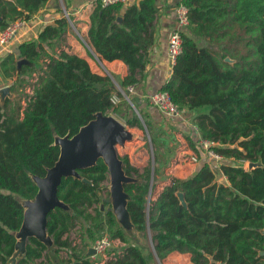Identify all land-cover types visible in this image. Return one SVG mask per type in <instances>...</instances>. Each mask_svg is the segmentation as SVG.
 I'll return each mask as SVG.
<instances>
[{"label": "trees", "instance_id": "16d2710c", "mask_svg": "<svg viewBox=\"0 0 264 264\" xmlns=\"http://www.w3.org/2000/svg\"><path fill=\"white\" fill-rule=\"evenodd\" d=\"M47 1L0 0V31L10 22L30 20ZM179 4L188 14L187 28L181 32L182 51L159 90L167 91L180 111L192 113L198 134L217 143L214 150L225 160L215 170L202 162L193 174L172 177L157 192L159 183L168 178H158L156 151L153 175L150 163L140 170L127 155L122 156L125 173L139 178L124 189L130 196L127 210L136 231L144 238L150 236L148 256L117 225L110 204L103 200L109 192L107 167L101 159L78 170L91 183L62 178L57 196L72 211L55 207L48 212L46 225L60 264L96 263L87 253L89 246L74 247L65 237L77 221L86 244L106 233L125 244L105 264H150L152 252L160 262L177 252L188 254L193 264H264V234L260 232L264 229V0H180ZM156 13V0L107 6L100 0L93 3L88 42L100 59L121 60L127 66L128 74L115 78L126 92L139 82L136 75L146 66ZM68 27L62 16L42 28L36 40L20 43L17 58L9 53L0 60V75L4 82L10 81L14 93L28 75L43 70L25 106L18 97H7L0 104V264L12 254L13 232L22 222L18 197L31 198L37 191L30 174L44 176L58 158L55 135L72 136L97 112H116L125 125L143 126L136 115L128 116L125 110L129 108L120 115L117 104L122 99L112 101L109 75L93 72L85 58L64 49L56 54L46 52L65 42ZM226 57L233 63L226 62ZM19 58L33 63L22 65L20 74L16 68ZM139 113L145 116V125L155 128L147 113ZM155 135L150 134L152 143L166 149L160 133ZM189 146L199 154L195 140L189 139ZM244 162L259 165L248 169ZM218 175L226 182L219 181ZM177 192L183 193L186 206ZM45 250L30 237L17 264H51Z\"/></svg>", "mask_w": 264, "mask_h": 264}, {"label": "water", "instance_id": "95a60500", "mask_svg": "<svg viewBox=\"0 0 264 264\" xmlns=\"http://www.w3.org/2000/svg\"><path fill=\"white\" fill-rule=\"evenodd\" d=\"M121 17H117L119 21ZM233 63L229 57L224 59ZM32 62L24 58H19L16 62L17 73L20 74L22 65H32ZM128 91V90H127ZM125 99H128L127 92H123ZM15 94L10 91V86L0 87V104L5 99L12 98ZM133 138V133L116 117L109 114L97 112L94 118L79 128V130L69 136H54L53 144L59 147L57 160L51 167L46 169L44 176L30 174L32 181L37 186L35 195L31 198H19V203L23 207V218L19 228L13 232L15 237L14 250L5 264H17L26 253L28 239L33 237L41 242L46 250L52 264H60L59 255L56 253V245L52 237L46 230L47 214L55 207L71 212L72 209L60 200L57 196V189L62 178L73 177L81 179L85 183H91L89 179L83 177L78 170L94 166L99 159L103 161L108 172V197L109 210L112 212L117 225L126 234L137 239L140 232L136 231L127 210V203L130 196L124 189L128 183L138 182L139 178L129 176L123 169V160L119 157L117 146L125 147V142ZM259 163H248V169L258 166ZM153 166L151 167L153 175ZM177 197L183 206H186L183 193L177 192ZM101 209L103 205L100 206ZM264 234V229H260ZM93 253L89 248L88 255ZM259 254H263L260 251ZM157 258V257H156Z\"/></svg>", "mask_w": 264, "mask_h": 264}, {"label": "crops", "instance_id": "0c3cea01", "mask_svg": "<svg viewBox=\"0 0 264 264\" xmlns=\"http://www.w3.org/2000/svg\"><path fill=\"white\" fill-rule=\"evenodd\" d=\"M94 1L95 0H48L44 7L34 14L30 20L24 21L11 43L4 47H0V60L9 53L13 54L17 58V46L20 43L29 40H36L42 28L46 25L54 24L56 19L64 16L69 22L65 42L54 46L53 49L46 48V52L49 54H56L60 50L64 49L69 53H74L85 58L93 72L101 75V71H104L106 72V75H109L113 79H121L126 76L128 74V68L121 60L106 61L104 59H100L88 42V29L90 23L89 14L92 10ZM179 2L180 0H156L157 13L154 19V43L148 50V60L143 72L136 75L139 82L132 87L133 89H131V92L128 94L129 100L131 97L137 104L138 109L149 115L147 117L150 118L149 122L157 130L164 128L163 120L159 121V113L151 106L148 97L154 91L159 90L171 75L172 65L170 64L167 56V40L170 30L175 24V7ZM195 39L200 40L199 38ZM41 63L42 60L39 61V64ZM0 83L3 87L9 85L8 83H10V81L8 83L4 82L2 76L0 75ZM187 116H191V126L193 125L194 127L195 125L192 119V113L183 110L180 111L179 116L168 119V121H172L174 123L173 126L177 128L176 131L178 130L175 135V140L182 143V151L187 152V154L189 153L190 156L194 152L189 146V139L194 141L195 138L193 139V137L191 138L187 135L186 138H182L181 136V134H184L183 129L185 131L188 129L186 126L188 125V122L186 121ZM168 133H171V127ZM178 133H180V135ZM160 137L162 138V136ZM162 142L165 147L168 145L166 138H162ZM176 161L179 162L181 160L176 158ZM248 163L249 162H246L245 164L246 168L248 167ZM175 165L177 166V164ZM134 166L137 167V165ZM193 169H196L193 165L192 167L190 165L189 168L185 167V170L183 171L185 172V175L178 176V178L190 176L193 174ZM220 176L221 179H223L221 181L226 182L225 178L222 175ZM169 181L170 178L166 182H160L157 192H159L164 185L168 184ZM124 246L125 244L122 248H124ZM34 263L37 264L38 261H35ZM161 264L193 263L190 261L188 254L172 252L161 261Z\"/></svg>", "mask_w": 264, "mask_h": 264}, {"label": "rangeland", "instance_id": "374dc122", "mask_svg": "<svg viewBox=\"0 0 264 264\" xmlns=\"http://www.w3.org/2000/svg\"><path fill=\"white\" fill-rule=\"evenodd\" d=\"M198 43L201 45L204 42H202L201 40H198ZM101 73H102L101 75H106V72H104V71H101ZM42 74H43V70L40 69V70H36L35 72H33L30 76L28 75L27 79H26L27 81L25 83H22V86L17 91V93L12 92L15 94L12 98L13 99L16 97L20 98L21 99L20 105L25 106L26 103H28L29 95H32L33 86L36 84L38 77ZM111 79L113 82V92H112L113 93V96H112L113 101L118 103V102H120L118 100H120V98L122 99L120 102L121 104H117L118 105L117 109L120 112V115H123L124 112L126 111L128 113L129 117L131 115L132 116L136 115V117L139 118L143 124L142 128H140L141 126H139V125L127 126V125H125V121L123 119L117 118L118 115L116 112L115 113H113V112L109 113V115L116 117L119 121H121L133 133V138L131 140H128L127 142H125L124 148L117 146L118 155L121 159H122V156L127 155L129 158V161L133 165H137V167H139V169L142 170V168L144 166H148L149 163H150L151 167L152 166L154 167L155 162H154V155L153 154H154V151H156L157 163L160 164V173L158 174L159 180L162 176L165 179H167V178L169 179L172 177H178L181 175H185V172H183V171L185 170V167L189 168L190 165H191V167L193 165L196 168V169L192 170V172L194 173L200 167L201 163L206 161V159L201 158V159H198V161L194 162V164H193V162L190 161L191 160L190 156H192L193 153L189 156V153L187 154V152L182 151L183 150V148L181 149L182 143L178 140H175V138H176L175 135H176L178 130L176 131L177 128L173 126L174 123L172 121H168V119H171V118L176 117V116L165 117V116L161 115L160 113L159 114L157 113L160 117L159 121L163 120L164 128L157 130L153 127H148V125L144 124V120H146L145 116L142 117L141 113H139L138 107L135 106L134 102H132L131 100L125 99V96L122 93V91L124 92V90L119 85V82L117 80L113 79L112 77H111ZM8 84L10 86V83H8ZM132 87L133 86H129V87H127V89L128 90H129V88L133 89ZM130 90H129V92H131ZM127 96H128V94H127ZM123 99H125V102H127L126 104L123 101ZM128 99H129V96H128ZM128 108H129L128 111L125 110ZM177 116H179V115H177ZM147 119L150 120V118H147ZM186 121L188 122V125H186L188 129L186 131L183 129L184 134H181V136H182V138L183 137L186 138V135H187L188 137H191V138L193 137V139H194L196 137V130L193 127V125L191 126V116H187ZM170 127H171V133H168L170 130ZM158 133H160L162 138L167 139L168 145L166 146L167 147L166 149H164L162 147V145H157L156 143H154V144L152 143L150 134H152L153 136H155L157 138V136L155 134H158ZM178 134L180 135V133H178ZM194 154L200 155V153L198 154L196 152H194ZM176 158L178 160L180 159L181 161L177 162ZM229 162L230 161H228V163ZM211 163L212 162H210L209 164L211 165ZM236 163L238 164V162H236ZM175 164H177V166ZM242 164L245 166L246 162H244ZM211 167H212V165H211ZM213 169L215 170L216 168H213ZM168 179L166 181H168ZM217 179L219 181L223 180V179H221V176H218ZM166 181H164V182H166ZM106 185L108 186V181L106 182ZM107 197L108 196L103 194V200L105 202L107 200ZM80 229H81V227H80L79 221H77L75 226L68 233L65 234V237H67L70 240V242L74 245V247H78V248L84 247V249H87V246H89V248H91L94 240H96L100 236L95 237L93 240L88 241L86 244L83 242ZM105 235L110 238L109 233L108 234L106 233ZM126 235L128 237H130L131 239H133L137 245L141 246V248H142V250L146 256L150 255L149 250L152 251V249H151L152 244L150 241V236L148 234H147L148 236L146 238H144L143 233H140L139 239H137L135 237H131L128 234H126ZM123 245L124 244L122 242L112 239L110 250L108 251V253H106L107 258L104 259L103 257H97L95 262L96 263L101 262L102 264H105L106 261H108L110 257H112V256L114 257V256L121 253V250L123 249L122 248ZM89 248H88V250H89ZM61 255L63 257L66 256L65 252H61ZM149 257H150V259H149L150 264H161V262L156 258L155 254L153 252H152V256H149ZM47 264H49V263H47Z\"/></svg>", "mask_w": 264, "mask_h": 264}, {"label": "built area", "instance_id": "2783aa9c", "mask_svg": "<svg viewBox=\"0 0 264 264\" xmlns=\"http://www.w3.org/2000/svg\"><path fill=\"white\" fill-rule=\"evenodd\" d=\"M100 2L103 6H107L118 3L127 4L131 2V0H100ZM23 23L24 21L21 20L10 22L3 30L0 31V47H4L13 41ZM187 25V8L184 5L178 3L175 7V24L174 27L170 30L167 40V56L171 65L175 63L176 58L182 51L181 32L187 28ZM130 89L131 88H129V90ZM129 90L127 92H129ZM148 99L151 106L154 107L156 111L161 115L165 117L180 115V110L178 109L177 105L170 99L167 91H154L149 95ZM194 128L196 130V137L194 140L196 142V147L199 150L200 155L193 153V155L190 156V161L194 163L197 162L198 159H206L205 162H212V167L218 169L219 166L224 162L225 158L223 155L217 153L214 150V146L217 145V143L208 139H203L198 134L197 127L194 126ZM111 243L112 239L107 237L106 235H102L94 240L91 247L93 249V253L90 255L91 258L94 261L97 257H103L104 259L107 258L106 253H108V251L110 250ZM95 264L102 263L100 262Z\"/></svg>", "mask_w": 264, "mask_h": 264}]
</instances>
